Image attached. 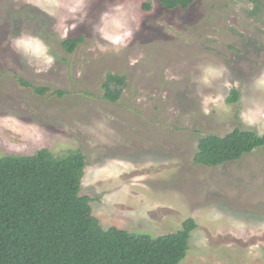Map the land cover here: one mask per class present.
<instances>
[{"label":"rangeland","instance_id":"rangeland-1","mask_svg":"<svg viewBox=\"0 0 264 264\" xmlns=\"http://www.w3.org/2000/svg\"><path fill=\"white\" fill-rule=\"evenodd\" d=\"M108 73L126 76L117 103L102 98ZM232 88L239 99L229 104ZM234 128L264 133L263 0H193L172 11L158 0H0V158L79 150L88 171L121 170L102 186L112 192L81 191L101 193L89 204L103 228L156 238L191 218L179 264H264V148L219 167L193 164L201 137ZM145 133L144 174L166 179L131 190L136 153H108L117 142L142 154Z\"/></svg>","mask_w":264,"mask_h":264},{"label":"trees","instance_id":"trees-1","mask_svg":"<svg viewBox=\"0 0 264 264\" xmlns=\"http://www.w3.org/2000/svg\"><path fill=\"white\" fill-rule=\"evenodd\" d=\"M158 2L172 11L185 10L193 0ZM81 41L64 39L62 47L71 53ZM19 82L38 95L49 91ZM125 86L126 76L106 74L102 98L117 103ZM238 99V90L232 88L226 102ZM260 148L264 133L234 128L223 137H201L193 164L219 167ZM85 166L79 150L54 156L42 148L32 156L0 158V264H179L195 221L188 218L180 230L156 238L114 226L103 228L91 212L90 198L81 194Z\"/></svg>","mask_w":264,"mask_h":264},{"label":"crops","instance_id":"crops-1","mask_svg":"<svg viewBox=\"0 0 264 264\" xmlns=\"http://www.w3.org/2000/svg\"><path fill=\"white\" fill-rule=\"evenodd\" d=\"M141 132L142 133H144V132H146V130H144V129H142L141 130ZM143 136H144V141H143V143H142V147H144V149L143 148H140L141 149V151H142V154L141 153H137V149L138 148H134L133 146H125V148L124 147H116V143H114L113 145L116 147H114L113 145H110V144H108L109 145V147H111V146H113V151L114 152H112V153H108L109 155L110 154H112V155H114L113 156V158L112 159H117V155H118V151L119 150H125V149H128L129 151H130V154L131 153H133V154H138V156L135 154L134 156H135V159L137 160V161H139L138 163H135L136 165H134V164H132V166H134V168H132L131 169V172L128 174V175H130V174H133V171H135L134 172V175H135V178H131L132 176H129V178L127 179H125V180H129L130 178V181H132V180H134L133 182H135V186L134 187H132V189L131 190H135V189H137V190H143V189H145V188H148L147 186H148V183L149 182H153V181H163V179H166V177L164 176L163 178H161V172H159L158 170H154L153 171V173L150 175L149 174V172L148 173H146V175L144 174V170H147L148 168H145V165L148 163V160H150L149 159V156H148V147H147V145L149 144V141L147 140L148 138H149V134H147V133H145V134H143ZM139 137H140V135H139ZM129 139H125L124 138V142H126L127 143V141H128ZM166 140V139H165ZM130 144H132V142L129 140L128 141ZM148 143V144H147ZM168 143H169V141H168ZM167 143V144H168ZM123 145V144H122ZM185 146H187L186 145V142H184V143H182L180 146H179V144L176 146V147H171V145L170 144H168L166 147H162V149H165V150H168V151H170V149H172L173 150V152L174 151H177V150H179V148H183V147H185ZM112 148V147H111ZM176 155H178V153H175ZM174 154V155H175ZM140 157V158H139ZM175 157V156H174ZM176 158V157H175ZM175 158H173V159H175ZM86 159V158H85ZM165 160H167V161H169V159H164L163 161H165ZM86 162V161H85ZM160 162V161H159ZM158 165L160 166V163H158ZM136 166V167H135ZM87 165L85 166V169H84V176H83V178H82V182H81V188H83L84 186H88V187H91L92 189H96V190H98V191H101V193L103 192V191H105L104 189H103V187L105 188V184H107V183H111V182H114V181H116L119 177H120V174H121V170H117V169H115V170H111V169H108L107 167H103V165L102 166H100V168H98V169H94V170H92V171H88L87 170ZM120 167V166H119ZM120 168H122V167H120ZM141 173V175L139 176V174ZM139 176V177H138ZM98 183V184H97ZM97 184V185H96ZM103 186V187H102ZM113 189V188H112ZM108 190V189H107ZM131 190L129 191L131 194H132V196H133V192H131ZM82 191V190H81ZM109 192H112V190L111 189H109L108 191H105V193H102V195L104 196V195H106L107 193H109ZM101 193L99 194V196L97 197H91V196H89V195H85V196H88L89 198H90V201H96V202H101L100 201V197L102 196L101 195ZM137 195V194H136ZM99 204H101V203H99ZM151 205H160V203L159 202H153ZM169 206V205H168ZM150 212H154V210H151Z\"/></svg>","mask_w":264,"mask_h":264}]
</instances>
